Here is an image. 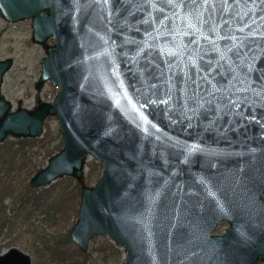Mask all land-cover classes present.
<instances>
[{
	"label": "water",
	"instance_id": "95a60500",
	"mask_svg": "<svg viewBox=\"0 0 264 264\" xmlns=\"http://www.w3.org/2000/svg\"><path fill=\"white\" fill-rule=\"evenodd\" d=\"M0 15L29 19L45 50L33 108L3 94L14 58L0 59V143L57 118L63 146L29 182L79 183L82 252L103 234L119 264L264 258V0H0ZM0 264L34 263L13 246Z\"/></svg>",
	"mask_w": 264,
	"mask_h": 264
},
{
	"label": "trees",
	"instance_id": "16d2710c",
	"mask_svg": "<svg viewBox=\"0 0 264 264\" xmlns=\"http://www.w3.org/2000/svg\"><path fill=\"white\" fill-rule=\"evenodd\" d=\"M43 139L44 137H10L0 143V228H8L10 235L20 229L21 232L14 235L13 242L22 243L25 239V243L30 249L33 248L35 252L36 264H51L53 262L60 264H91L90 252H82L72 241L71 228L60 235L54 236L33 220L34 214L39 211L44 215L45 220L59 221L62 217H67L70 212L76 221L81 196L79 183L75 184V189H70L68 186L71 183L68 181H74L71 177L63 178L64 185L58 189L56 186L34 188L30 185L29 176L31 173L44 166L43 161L63 146V141H61L60 145L55 148H46L43 160L33 162L32 154L35 153L37 148H43L38 143ZM22 159H27L24 162L27 168L22 169L23 164H20ZM25 169L28 171L26 174ZM93 177V174L88 175L87 182L90 183ZM7 195L13 196V203L9 207V211L4 205V198ZM105 249L103 248V250ZM108 259L116 261L117 264L121 261V259L118 260V255H112ZM256 264L264 263L259 261Z\"/></svg>",
	"mask_w": 264,
	"mask_h": 264
},
{
	"label": "rangeland",
	"instance_id": "374dc122",
	"mask_svg": "<svg viewBox=\"0 0 264 264\" xmlns=\"http://www.w3.org/2000/svg\"><path fill=\"white\" fill-rule=\"evenodd\" d=\"M31 38L32 27L29 19L13 23L4 20L0 15V59L7 57L14 58V64L12 68L6 73L4 77L2 92L9 100L12 101L15 107L22 105L27 108H33L36 104L38 92L35 88V83L37 82L41 73L40 60L45 55V50L41 45L33 42ZM58 90L59 88L54 86L51 82H48L42 89L40 97L44 101H53ZM46 133L48 134L47 136L45 135ZM43 137L44 139L38 142L39 145L43 146V148H37L35 153L32 154L33 162L36 160L42 161L46 148H55L57 145H60L61 141H63L62 135L59 131V122L55 116H51L46 120L44 134L38 138ZM47 160L48 159H45L43 161L45 165ZM26 161L27 159L21 160L20 164H23L22 169L27 168L26 164L24 163ZM103 167V164L94 157L88 158L86 163V178L88 175H94L93 179L90 181V184H94L98 180L102 174ZM24 172L26 174L28 172L27 169H25ZM34 173L35 172L31 173L29 179H31ZM69 177L70 176H65L63 178ZM63 178H59L47 187L56 186L57 189L63 187ZM68 182H71L68 184L70 189H75V184L78 183L75 179L74 181ZM12 203L13 196L7 195L4 198V205L7 211L10 210L9 207H11ZM43 216L44 215L41 214V212L36 211L33 216V220L54 236L60 235L66 230L70 229L74 224L73 222L75 221L70 212L67 217H62L59 219V221L50 219L45 220ZM227 226V222H221L216 232H224ZM19 232H21L20 229L16 231V233L13 232L12 235H10V230L8 228H0V253L7 251L11 246H17L31 254L33 263L36 264L35 252L33 248L30 249L27 243H25V239L22 241V243L13 242V238L15 237L14 235L19 234ZM103 248L106 249L103 250ZM87 252H90L91 264H117L116 261H110L108 258L112 255H118V260L121 259L122 261L125 257L124 249L120 245L116 244L109 236L103 234L97 235L91 240L90 247ZM261 260L260 263H264V260ZM51 264L60 263L53 262Z\"/></svg>",
	"mask_w": 264,
	"mask_h": 264
},
{
	"label": "snow or ice",
	"instance_id": "6c2138e0",
	"mask_svg": "<svg viewBox=\"0 0 264 264\" xmlns=\"http://www.w3.org/2000/svg\"><path fill=\"white\" fill-rule=\"evenodd\" d=\"M207 2H208V0H203V3L207 4ZM241 31H243V29H241ZM233 39H235V37H233ZM212 71H213V69L210 67L209 72H212Z\"/></svg>",
	"mask_w": 264,
	"mask_h": 264
},
{
	"label": "flooded vegetation",
	"instance_id": "af4514ba",
	"mask_svg": "<svg viewBox=\"0 0 264 264\" xmlns=\"http://www.w3.org/2000/svg\"><path fill=\"white\" fill-rule=\"evenodd\" d=\"M50 42H51V40H50ZM15 107V106H14ZM18 107V106H17ZM16 108V107H15Z\"/></svg>",
	"mask_w": 264,
	"mask_h": 264
}]
</instances>
